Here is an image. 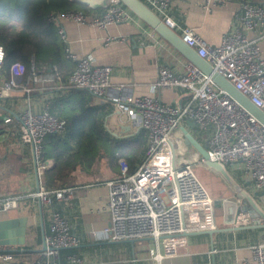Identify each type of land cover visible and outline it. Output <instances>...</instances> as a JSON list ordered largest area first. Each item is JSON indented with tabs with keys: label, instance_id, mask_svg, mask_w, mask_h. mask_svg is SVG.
Returning a JSON list of instances; mask_svg holds the SVG:
<instances>
[{
	"label": "built area",
	"instance_id": "built-area-1",
	"mask_svg": "<svg viewBox=\"0 0 264 264\" xmlns=\"http://www.w3.org/2000/svg\"><path fill=\"white\" fill-rule=\"evenodd\" d=\"M142 1L264 112V54L256 39L250 36L253 31H264V2L237 0L240 9L233 12L235 19L221 33L219 42L212 44L190 26L178 27L168 13L170 0ZM95 2L104 11L91 17L80 9L50 13V18L58 22L57 30L64 42L60 19L104 27L111 22L130 20L135 15L120 0ZM65 50L74 62L65 81L56 65L38 71L33 63L26 70L15 63L9 77L0 72V99L16 87L24 94L19 110L0 111V118L10 123L18 117L22 136L32 144L37 188L28 196L40 201L48 222L45 248L35 249L24 264H83L82 257L75 253L61 255L64 248L79 244L68 219L55 206L58 200L72 198V187L48 185L46 172L52 161L42 156L44 137L62 132L66 121L47 108H31L30 91L34 84L57 83L84 89L102 101L113 103L145 131L146 151L141 161L130 171L127 162L119 160L120 174L105 182L110 220L104 231L110 241L148 237L153 241L147 249L148 256L158 262L179 253L203 252L201 233L215 227L214 198L185 156V151L194 153L198 162H204L197 151H188L181 126L198 131L206 142L203 145L209 160L231 162L238 177L248 181L253 192H260L255 198L264 209V125L197 66L187 62L182 71H176L167 65H158L150 85L154 89L179 88L184 101L176 104L164 102L157 95L133 96L122 84L111 85L110 64H98L89 55ZM3 57L0 46V70ZM236 202L241 211L236 214L235 225L258 222L237 193ZM20 203L16 194H0V212L18 208ZM250 249L249 258L236 259L232 264H264V240L252 243ZM28 251L24 246L0 243V264L17 262V256Z\"/></svg>",
	"mask_w": 264,
	"mask_h": 264
},
{
	"label": "crops",
	"instance_id": "crops-1",
	"mask_svg": "<svg viewBox=\"0 0 264 264\" xmlns=\"http://www.w3.org/2000/svg\"><path fill=\"white\" fill-rule=\"evenodd\" d=\"M93 4L96 5L95 0ZM239 9L237 0L223 3L212 0L209 4L202 0H170L168 13L176 20L178 27L188 25L214 44L219 42L221 33L235 19L233 12ZM59 24L65 33V48L70 52L89 55L98 64L112 66L111 85L122 84L133 96L157 95L164 102L176 104L184 101L179 88L154 89L150 81L156 75L159 64L182 71L189 61L136 14L130 20L111 22L104 27L71 19H60ZM250 36L256 39L264 54V31H253ZM79 91L67 84H34L30 91L31 108L48 109L50 105L57 109L68 108L77 102ZM83 95L88 105L105 112L103 126L111 137L133 138L138 134L140 127L113 103L102 101L88 91ZM23 96V92L16 87L0 99V104L5 110L17 111L24 103ZM16 119L20 125L18 117ZM190 132L205 145L197 130L190 129ZM10 136L14 138L8 141ZM2 142L6 145L0 150V194H16L21 203L18 208L0 212V243L29 249L17 256V263H23L43 243L39 201L28 196L37 188L32 144L22 136L20 126H16L14 120L8 124L7 131L0 135ZM144 155L136 160L133 169ZM119 160L116 162L112 159L110 144L102 139L91 152L90 163L83 159L67 176L62 177L66 185L59 187L71 186L72 198L58 200L55 206L68 219L72 231L79 238V244L71 247V252L81 256L83 264H232L236 259L249 258L250 245L264 240V226L219 229L212 234L205 231L201 233L203 252L179 253L160 262L148 256L147 249L153 243L150 239L110 241L108 233L104 231L110 220L105 182L120 174ZM231 175L238 181L242 180L233 170ZM239 182L254 193L248 181ZM235 218L232 220V216L225 217L222 213L220 217H215L214 228L233 226ZM254 219L262 221L259 215ZM44 224L47 234L46 218ZM67 252V249H63L62 257Z\"/></svg>",
	"mask_w": 264,
	"mask_h": 264
},
{
	"label": "trees",
	"instance_id": "trees-1",
	"mask_svg": "<svg viewBox=\"0 0 264 264\" xmlns=\"http://www.w3.org/2000/svg\"><path fill=\"white\" fill-rule=\"evenodd\" d=\"M77 9L87 16L104 11V7H97L93 0H0V46L4 52L0 72L9 77L15 63H20L25 70L33 63L38 71L45 70L50 63L57 66L65 81L74 62L66 55L65 42L57 30L58 22L50 18V13ZM81 92L84 94L87 91L80 89L77 102L68 108L57 109L53 105L48 108L51 113L66 121L62 132L49 133L42 142L43 158L52 161L46 172L47 182L51 187L66 185L62 177L67 176L83 159L90 163L91 152L99 140H107L112 159L117 162L119 158H123L130 171L146 151L143 129L140 128L133 138L111 137L103 126L105 112L88 105ZM3 98L5 97L1 99ZM3 110L5 109L0 104V111ZM14 121L16 126H20L16 118ZM8 124L10 123L0 118V135L7 131ZM64 249L71 252V247Z\"/></svg>",
	"mask_w": 264,
	"mask_h": 264
},
{
	"label": "water",
	"instance_id": "water-1",
	"mask_svg": "<svg viewBox=\"0 0 264 264\" xmlns=\"http://www.w3.org/2000/svg\"><path fill=\"white\" fill-rule=\"evenodd\" d=\"M126 7H128L133 13H135L143 22L150 26L157 34H159L164 40H166L171 46H173L181 55H183L190 63L197 66L205 74H207L215 85L225 91L231 98H233L239 105H241L246 111L252 114L256 119H258L264 125V112L257 107L245 94L240 92L225 76L219 73L213 66L203 57L197 54V52L187 45L178 35V33L172 28L168 27L163 20L142 0H120ZM48 64V68L50 67ZM183 141L188 148V151H197L199 155L203 158L204 164L209 167L214 173H217L227 184L235 190L238 194L244 196L249 205L256 211V213L262 218V221L250 223V224H238L229 227L222 228H211L206 230L212 234L214 231L221 229H235L240 227H262L264 226V209L256 201V196L260 192L255 191L250 194L244 186L239 184L235 178L228 171L224 163L219 161H212L208 159L207 151L205 146L186 129L181 126ZM33 150V149H32ZM34 157V156H33ZM240 161V160H238ZM231 163V162H227ZM215 206L219 205V200L214 199ZM40 206V220L42 229V249L45 248L44 237L45 224L42 212V205L39 201ZM148 239V237L142 238H126L125 241L134 242L136 240Z\"/></svg>",
	"mask_w": 264,
	"mask_h": 264
},
{
	"label": "rangeland",
	"instance_id": "rangeland-1",
	"mask_svg": "<svg viewBox=\"0 0 264 264\" xmlns=\"http://www.w3.org/2000/svg\"><path fill=\"white\" fill-rule=\"evenodd\" d=\"M94 1V0H93ZM13 137H9L8 141L12 140ZM3 142L0 143V150L5 146ZM10 144L9 146H11ZM185 156L187 157L188 162L192 163V167L197 177L201 180L205 188L208 190L209 194L214 198L219 200V205H214V220L215 217H220L223 213L225 217L227 215L232 216L234 220L237 212L241 211L239 203L236 202L235 190H233L225 180H223L217 173H214L209 167H207L204 162H198L197 156L194 153H187L185 151ZM229 172H232V167L229 163L225 164ZM234 177V176H233ZM235 180L243 186L239 181ZM143 243V242H142ZM138 244H136V247Z\"/></svg>",
	"mask_w": 264,
	"mask_h": 264
},
{
	"label": "bare ground",
	"instance_id": "bare-ground-1",
	"mask_svg": "<svg viewBox=\"0 0 264 264\" xmlns=\"http://www.w3.org/2000/svg\"><path fill=\"white\" fill-rule=\"evenodd\" d=\"M99 1L104 2V1H107V0H99ZM235 193H237V192L235 191ZM237 194H238V193H237ZM241 196H242V195H241ZM242 200H243V202L246 203V205H247V210H248L249 212H251L253 218H255L256 216H258V214L256 213V211H255V210L249 205L248 200H247L244 196H242ZM256 221H257V220H256Z\"/></svg>",
	"mask_w": 264,
	"mask_h": 264
}]
</instances>
